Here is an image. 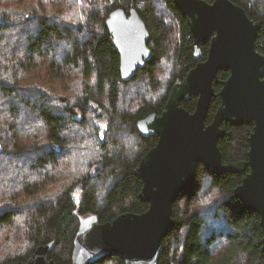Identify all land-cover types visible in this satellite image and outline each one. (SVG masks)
I'll list each match as a JSON object with an SVG mask.
<instances>
[{
	"label": "trees",
	"instance_id": "1",
	"mask_svg": "<svg viewBox=\"0 0 264 264\" xmlns=\"http://www.w3.org/2000/svg\"><path fill=\"white\" fill-rule=\"evenodd\" d=\"M59 1L0 0V264L26 261L51 241L49 257L71 264L89 216L104 223L148 209L134 169L158 137L143 136L138 121L161 114L174 83L200 60L173 0H66V8ZM232 1L260 22L257 49L264 54V0ZM133 5L150 32L153 57L125 80L106 20ZM229 75L219 71V79ZM214 88L207 123L222 103L220 81ZM197 100L181 104L193 112ZM105 114L102 137L96 121ZM222 127L223 162L247 160L253 125ZM243 177L199 163L173 202L175 223L159 264H264L261 217L235 196ZM124 263L108 255L93 264Z\"/></svg>",
	"mask_w": 264,
	"mask_h": 264
},
{
	"label": "water",
	"instance_id": "2",
	"mask_svg": "<svg viewBox=\"0 0 264 264\" xmlns=\"http://www.w3.org/2000/svg\"><path fill=\"white\" fill-rule=\"evenodd\" d=\"M173 1L188 20L195 57L201 58L200 45L210 40L209 53L173 85L161 114L138 121L143 136L158 137L134 169L143 180L139 195L149 203L148 209L104 223L96 214L89 216L75 236L71 264H93L108 255L122 257L124 264H159L163 240L175 223L173 202L191 184L199 163L215 173L245 174L235 196L260 215L264 250V54L257 49L261 25L231 0ZM4 22L0 16V24ZM106 25L121 57L122 77L129 80L153 57L150 32L134 5L129 13L113 10ZM220 70L230 75L221 80L222 103L207 123ZM192 95L198 100L190 112L181 101ZM224 122L254 125L247 160L223 162L219 139L227 133ZM55 245L41 244L26 261L11 264H58L49 257Z\"/></svg>",
	"mask_w": 264,
	"mask_h": 264
},
{
	"label": "rangeland",
	"instance_id": "3",
	"mask_svg": "<svg viewBox=\"0 0 264 264\" xmlns=\"http://www.w3.org/2000/svg\"><path fill=\"white\" fill-rule=\"evenodd\" d=\"M67 4H68V2H67L66 0L59 1V7H61L62 5H64L65 7H63V8H66V5H67ZM63 15H65V14H63ZM164 71H166V70H164ZM164 78H165V77H164ZM51 104H53V102H52ZM96 123H97V125H98V129H99V131H100V135L103 137L104 134H105V130H106V128L108 127V123H109V117H108V115L105 114V115L102 116L100 119H98V120L96 121ZM27 132H28V130L26 129V130L24 131V134H27ZM87 154H88V153H87ZM57 187H59V186H57Z\"/></svg>",
	"mask_w": 264,
	"mask_h": 264
},
{
	"label": "flooded vegetation",
	"instance_id": "4",
	"mask_svg": "<svg viewBox=\"0 0 264 264\" xmlns=\"http://www.w3.org/2000/svg\"><path fill=\"white\" fill-rule=\"evenodd\" d=\"M206 1H208V2H213L214 0H206ZM231 1H232V0H231ZM233 2H234V1H233ZM235 3H236V2H235ZM236 4H237V3H236ZM248 16H249V15H248ZM252 20H253V19H252ZM187 21H188V20H187ZM254 22H257V21L254 20ZM259 23H260V22H259ZM210 45H211L210 40H209L208 42L203 43V44L200 45V48H201V51H202V55H204V52H206V50H207V52H206V56H204V57L201 56L202 59L200 58L199 61L206 60L207 55H208V53H209ZM262 54H263V53H262ZM199 61H198V62H199ZM184 77H185V76H184ZM184 77H183V78H184ZM183 78H182V79H183ZM182 79H178V80H182ZM178 80H177V81H178ZM219 80H220V83H221V80H224V79H219ZM177 81H176V82H177ZM176 82H175V83H176ZM215 82H217V81H215ZM215 82H214V83H215ZM175 83H174V84H175ZM217 83H218V82H217ZM251 125H253V124H251ZM253 129H254V125H253ZM252 132H253V131H252ZM249 171H250V168H248V169L246 170L247 173H248ZM244 175H245V174H244Z\"/></svg>",
	"mask_w": 264,
	"mask_h": 264
}]
</instances>
